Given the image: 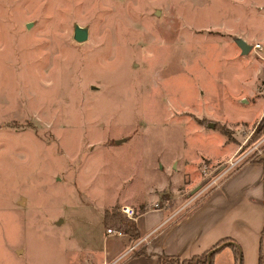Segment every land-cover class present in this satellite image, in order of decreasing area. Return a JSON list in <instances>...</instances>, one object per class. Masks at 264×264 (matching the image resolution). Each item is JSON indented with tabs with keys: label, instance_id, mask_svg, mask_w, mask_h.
Segmentation results:
<instances>
[{
	"label": "rangeland",
	"instance_id": "obj_1",
	"mask_svg": "<svg viewBox=\"0 0 264 264\" xmlns=\"http://www.w3.org/2000/svg\"><path fill=\"white\" fill-rule=\"evenodd\" d=\"M262 2L0 0V264H84L106 211L197 202L256 159L264 51L237 41Z\"/></svg>",
	"mask_w": 264,
	"mask_h": 264
},
{
	"label": "crops",
	"instance_id": "obj_2",
	"mask_svg": "<svg viewBox=\"0 0 264 264\" xmlns=\"http://www.w3.org/2000/svg\"><path fill=\"white\" fill-rule=\"evenodd\" d=\"M257 4L258 8L264 7V3ZM257 36L256 44L263 46L264 34ZM249 40L244 39L253 45ZM256 78L264 85V63L257 65ZM261 101L260 116L246 140L258 132L259 143L263 144L264 98ZM238 144L222 164L230 163L238 155L242 148ZM161 208L137 213L133 220L139 240L125 233L118 237L106 232L101 249L92 253V257L87 256L84 264H169L163 257L186 261L214 251L225 239L235 245L217 252L212 264H239L238 248L242 264H260L264 236V149L197 202Z\"/></svg>",
	"mask_w": 264,
	"mask_h": 264
},
{
	"label": "trees",
	"instance_id": "obj_3",
	"mask_svg": "<svg viewBox=\"0 0 264 264\" xmlns=\"http://www.w3.org/2000/svg\"><path fill=\"white\" fill-rule=\"evenodd\" d=\"M219 130L231 137L230 135V131L226 128V127H218ZM255 134L251 137L255 138ZM118 210L113 209V210H108L105 213V227L108 230H115V231H120V232H124L125 234L129 235L133 240H139L140 239V235L138 232V229L136 227V223L134 220H130V219H125L123 218V216H121V214L119 212H117ZM234 243V242H233ZM227 245H232L233 244L229 243V241L227 239L222 240L220 243L217 244V246L215 247L216 252H214L213 254H211L209 256L208 252L202 256H196L190 260H186V261H181L180 259L176 258V257H163V261L169 264H212L213 262V256L221 251L224 247H226ZM237 253H239V263L240 261H242V255H241V251L239 250V248L237 249ZM241 258V260H240ZM260 264H264V236H263V250H262V255L260 258Z\"/></svg>",
	"mask_w": 264,
	"mask_h": 264
},
{
	"label": "water",
	"instance_id": "obj_4",
	"mask_svg": "<svg viewBox=\"0 0 264 264\" xmlns=\"http://www.w3.org/2000/svg\"><path fill=\"white\" fill-rule=\"evenodd\" d=\"M74 39L78 43H85L89 39V32L87 29L82 28V27H77L74 32ZM237 44L239 48L242 51L243 55H248L252 51V45H249L246 41L244 40H238ZM120 143V142H117ZM216 250L210 252L209 256L213 254Z\"/></svg>",
	"mask_w": 264,
	"mask_h": 264
},
{
	"label": "built area",
	"instance_id": "obj_5",
	"mask_svg": "<svg viewBox=\"0 0 264 264\" xmlns=\"http://www.w3.org/2000/svg\"><path fill=\"white\" fill-rule=\"evenodd\" d=\"M252 47H253L252 50L254 51L256 55H260V53L264 51L263 46L261 44H254L252 45ZM155 209H162V208L159 205H156ZM121 211L124 214V216H126L128 219H131V220L135 219V212L131 207L125 206L122 208ZM107 234L120 237L124 235V232H120V231L118 232L115 230H107Z\"/></svg>",
	"mask_w": 264,
	"mask_h": 264
}]
</instances>
